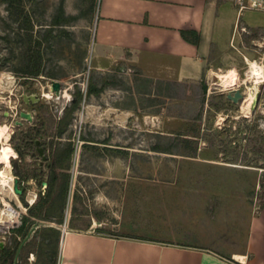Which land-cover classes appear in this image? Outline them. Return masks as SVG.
Wrapping results in <instances>:
<instances>
[{
  "label": "rangeland",
  "instance_id": "1",
  "mask_svg": "<svg viewBox=\"0 0 264 264\" xmlns=\"http://www.w3.org/2000/svg\"><path fill=\"white\" fill-rule=\"evenodd\" d=\"M96 6L97 0H0V170L8 163L26 203L19 193L0 194V216L3 200L18 211L0 225V248L12 251L6 264L22 240L15 264H56L60 231L69 223L81 227L99 218L101 229L111 232L128 205L132 217L144 221L151 213L132 209L160 206L168 194L200 202L219 229L233 233L244 231L264 202V12L236 17L232 36L207 57L204 78L151 93L125 65H92ZM224 6L233 16L232 3ZM228 68L234 70L229 89L246 95L240 103L225 96ZM51 79L59 81L60 95L50 91ZM66 142L72 151L64 161L69 189L62 219L56 221V207L34 218L27 206L47 188L48 162ZM48 226L58 229L57 240Z\"/></svg>",
  "mask_w": 264,
  "mask_h": 264
},
{
  "label": "crops",
  "instance_id": "2",
  "mask_svg": "<svg viewBox=\"0 0 264 264\" xmlns=\"http://www.w3.org/2000/svg\"><path fill=\"white\" fill-rule=\"evenodd\" d=\"M224 1L97 0L91 63L101 69L125 65L135 71L138 87L151 93L200 80L207 57L225 45L234 30L236 11L232 16ZM225 71L229 89L234 70ZM173 196L168 194L160 206L132 209L150 212L144 221L134 219L128 205L111 232H104L103 221L94 217L84 226H67L56 264H264V202L247 219L245 230L233 233L219 229L200 202L186 194H177L179 200ZM154 221L172 226L150 228Z\"/></svg>",
  "mask_w": 264,
  "mask_h": 264
},
{
  "label": "trees",
  "instance_id": "3",
  "mask_svg": "<svg viewBox=\"0 0 264 264\" xmlns=\"http://www.w3.org/2000/svg\"><path fill=\"white\" fill-rule=\"evenodd\" d=\"M79 92L77 91V94ZM75 101H73L74 105ZM67 114H65L64 119L62 121L61 126L59 127L58 132L63 128L65 125V122L67 121L68 117ZM8 145V143H6ZM72 151V146L70 142L65 143V147L63 149L59 150L55 154H52L51 160L48 162V164L51 167L50 170V176L47 184V188L44 189L43 192H39V196L35 203H32L27 206L28 214L36 217H41V209L46 208V211H50L51 208L56 207V221L60 222L62 219L61 216V209L64 206L66 195L68 193L69 189V178L68 174L65 171V168H67V163L64 161L67 160L70 156V153ZM60 167V171H56L55 167ZM17 177L19 178L18 173H15ZM60 178V180H59ZM21 201L25 203V201L22 198L21 189L19 192ZM26 205V203H25ZM28 217L23 216V220H26ZM69 226H72L71 223H69ZM48 229L53 231V236L55 237V240H57L58 237V229L53 226H48ZM12 255V251L9 247L2 246L0 248V264H6Z\"/></svg>",
  "mask_w": 264,
  "mask_h": 264
},
{
  "label": "bare ground",
  "instance_id": "4",
  "mask_svg": "<svg viewBox=\"0 0 264 264\" xmlns=\"http://www.w3.org/2000/svg\"><path fill=\"white\" fill-rule=\"evenodd\" d=\"M253 75L250 78H251V81L253 83H255L257 81H256V78L254 77L255 75L254 76ZM255 88H256V84H255ZM223 89H225V87ZM236 90L241 91L240 88H233V89L227 90L225 93L226 98L228 99V97H227L228 93H232L233 91H236ZM50 91H52L51 87H50ZM60 93H61V89L58 91V93L54 92L53 94L60 95ZM241 93H242L241 97L239 98L240 100L232 101L233 103H240L241 101H243L246 98V95L243 94L242 91H241ZM257 96H258V92L253 94V96H252V98L248 104L249 109L251 108L250 111L253 109L254 105L256 104ZM0 194L1 195H8L9 197H11V195L17 197V194L13 189V176L11 175V173L9 171V165L6 162L1 167V170H0ZM33 197H34V194L31 193L29 195L30 201L33 199ZM2 205H3L4 209H3L1 216H0V225H5V224H3L4 222L8 223V222L15 219V216H16L18 211L9 202H7L5 200H3ZM64 228H65V226H64Z\"/></svg>",
  "mask_w": 264,
  "mask_h": 264
},
{
  "label": "water",
  "instance_id": "5",
  "mask_svg": "<svg viewBox=\"0 0 264 264\" xmlns=\"http://www.w3.org/2000/svg\"><path fill=\"white\" fill-rule=\"evenodd\" d=\"M50 87H51V90H53L55 93H58V91L60 90V84H59V81H58L57 79H51V81H50ZM249 90H251V89H249ZM241 94H242V93H241L240 90H236V91H233L232 93H228V94H227V97L230 98V99H232V101H236L238 98L241 97ZM19 115H21V116H23V117H25V118H27V119H30V118H31L30 114H29L28 112H26V111H22V110H20V111H19ZM34 143L37 144V143H38V139H34ZM36 150H37V153L39 154L40 158H41V159H44V158H45V155H44V153H43V149H42V147H41V146H37V147H36ZM13 189H14V191H15L16 193H19V192H20V189L17 187V178H16V177L13 179ZM34 228H35V225H31V226L29 227L28 232L34 230ZM63 230H64V229H62V230L60 231L59 240H60V237L62 236V231H63ZM27 235H28V234H27ZM27 235H26V236H27ZM22 242H23V240H22V241L19 243V245L17 246V250H16V252H15V254H14V257H13V259H12V264H15V262H16V253H17V251H18L20 245L22 244ZM0 245H1V242H0Z\"/></svg>",
  "mask_w": 264,
  "mask_h": 264
},
{
  "label": "built area",
  "instance_id": "6",
  "mask_svg": "<svg viewBox=\"0 0 264 264\" xmlns=\"http://www.w3.org/2000/svg\"><path fill=\"white\" fill-rule=\"evenodd\" d=\"M229 1L232 3V5L235 8L236 17L239 16L245 10L264 12V0H229ZM6 231H8V227H6Z\"/></svg>",
  "mask_w": 264,
  "mask_h": 264
},
{
  "label": "flooded vegetation",
  "instance_id": "7",
  "mask_svg": "<svg viewBox=\"0 0 264 264\" xmlns=\"http://www.w3.org/2000/svg\"><path fill=\"white\" fill-rule=\"evenodd\" d=\"M34 144H35V143H34ZM37 146H39V145H38V143H37V144H35V148H36Z\"/></svg>",
  "mask_w": 264,
  "mask_h": 264
}]
</instances>
